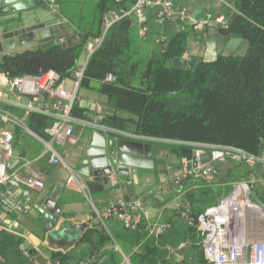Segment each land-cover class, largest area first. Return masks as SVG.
<instances>
[{
	"label": "crops",
	"instance_id": "obj_1",
	"mask_svg": "<svg viewBox=\"0 0 264 264\" xmlns=\"http://www.w3.org/2000/svg\"><path fill=\"white\" fill-rule=\"evenodd\" d=\"M56 1L55 8L59 11L54 10L52 14L44 13V6L48 5L47 3L36 4L30 11L49 15L48 20L61 18L72 26L67 34L81 33L84 39L83 31L88 30L90 24L96 21L94 16L98 14L96 8L101 0H77L79 6L92 7L89 17L85 18L87 19L85 23L80 24L74 21L75 15L72 12L62 10L60 1ZM172 2L179 9L185 10L184 19L175 14L165 22H160L159 15L164 9L162 6H151L146 10L144 23L140 26L135 22L136 34L148 47L156 43L161 44L162 39L166 40L176 32L187 31L189 36L186 53L199 57L202 61L214 60L219 55L246 53L248 45L244 39L239 43L229 42L232 37L239 36L225 35L212 30L214 27L218 30L226 29L223 24L203 25L198 28L195 26V21L206 17L212 19L222 17L229 23L233 13L237 12L233 0H172ZM70 4L76 6V3ZM141 28H144L143 36L139 33ZM38 46L39 43L13 50L0 49V60L5 54ZM86 56L87 53L79 65L86 60ZM10 78L13 77L0 71V129L7 130L2 122L5 124L11 122L2 117L4 112H14L24 119L25 124L21 126L14 123L15 129L10 130L14 135V154L12 157L4 155L3 158L7 160L10 169L21 167L25 160H32L27 173L43 175L45 187L32 190L33 208L28 214H8L0 208V224L6 226L5 230L0 231V252L3 256L0 264H59V260L53 258L54 254L58 253L65 257L66 264L110 262V264H208L204 250L205 212L222 203L226 196L221 195V191L233 185L235 188L241 186L239 198L251 199L255 204V207L246 213L243 223L238 224V235L244 240L263 238L264 208L252 199L251 191H256L264 201V167L258 176L257 165L251 166L245 161H217L211 158L205 163L200 162L198 167L213 168L212 177L196 176L194 183L190 182L189 186L184 184L179 190L182 178L185 176L190 180L192 177L190 171L193 169L186 170L189 164L188 149L196 148L195 143L198 142L149 137L135 132L132 127L114 128L106 125L103 119L106 112H110L109 96L100 90L102 83L98 80L92 81L99 82L100 86H93L91 81L90 84H82L77 88L76 107L72 112L73 134L77 142L52 144L66 165L63 162L51 164L50 151L47 152V145L51 139L45 128L44 134L33 130L29 126L28 117L31 112L41 113L50 118L51 123L59 117L57 104H61L62 99L47 95L22 96L11 88L8 82ZM59 83L66 90L74 91L77 81L72 75L60 80ZM31 100L34 110L27 108ZM120 116L128 114L120 112ZM94 127L125 132L152 144L153 168H137V178L133 174H115L120 181L122 180V187L121 185L113 187L109 183L104 186L98 184L91 189L86 185L82 187L77 181H71L70 172L77 171L74 166L87 142L84 136L95 129ZM196 149L197 154L198 152L201 154L206 152L208 147L202 145ZM229 161L234 165L229 163L227 171H223L224 177L216 176L222 164ZM224 178L226 181L223 183ZM130 180L132 183L129 184ZM60 185L63 186L57 203L61 204L62 211L59 221L53 224L38 208ZM121 196L140 202L137 215L140 226L136 229L127 228L121 219L114 216L105 221L99 219L97 210L114 204ZM159 221L168 222L170 227L156 236L151 234L147 227L150 223ZM64 223H67L66 235H60L58 230ZM24 248L29 251V256L24 253ZM106 251L111 253V257L105 254ZM102 252L104 254L100 257ZM37 255H42L44 260H34Z\"/></svg>",
	"mask_w": 264,
	"mask_h": 264
},
{
	"label": "trees",
	"instance_id": "obj_2",
	"mask_svg": "<svg viewBox=\"0 0 264 264\" xmlns=\"http://www.w3.org/2000/svg\"><path fill=\"white\" fill-rule=\"evenodd\" d=\"M233 2L237 16L229 21L228 30L247 42L246 53L219 55L201 61L195 70L171 64L187 51V31L148 47L135 32L134 17L115 22L90 56L80 83H102L100 90L109 96L110 109L104 123L132 127L149 137L235 146L258 155L264 137V0ZM119 6L115 0H101L96 21L83 31L84 39L77 45L59 43L5 54L0 71L16 77L52 70L60 80L71 77L87 53L88 40L102 33L105 14ZM109 74L115 79L106 80ZM28 119L40 134L50 123V118L37 112ZM53 258L66 264L61 253Z\"/></svg>",
	"mask_w": 264,
	"mask_h": 264
},
{
	"label": "built area",
	"instance_id": "obj_3",
	"mask_svg": "<svg viewBox=\"0 0 264 264\" xmlns=\"http://www.w3.org/2000/svg\"><path fill=\"white\" fill-rule=\"evenodd\" d=\"M36 1H41L51 6L57 5L56 0ZM115 1L120 6L117 9H111L105 14L102 33L88 40L86 60L74 72V77L77 81L74 91L66 90L59 83V75L52 70L41 74L16 76L8 80L11 88L17 90L22 96L47 95L51 98L62 99L61 104H57L60 111L59 117L45 127V132L51 139V142L47 145V152L50 151L49 161L51 164L63 162L66 165L58 152L52 147V144H75L77 142V138L73 134L74 124L72 119V111L77 98V88L84 77L90 56L102 45L109 28L124 17H134L135 22L141 26L146 18V10L151 6H162L164 9L163 13L159 15L160 22H165L167 18L175 14H179L183 19L186 16L185 10L175 6L172 0ZM219 24H223L228 30L229 23L222 17L216 19L206 17L195 21L196 28L203 25L215 26ZM139 33L143 36L144 28H141ZM164 41L162 39L160 43L163 44ZM107 79L113 80V76L109 74ZM27 108L28 110L35 109L33 100L28 103ZM2 117L17 125L23 126L25 124L24 119L14 112H4ZM13 139L14 135L10 130L0 129V208L8 214H28L33 208L31 192L32 190L44 188L45 179L41 174L30 175L27 173L32 165V160H25L21 167L10 169L7 160L3 156H13ZM207 146L211 150L213 160L245 161L251 166H256L259 162L264 163V156L254 155L235 146L213 144H207ZM213 171V168L205 166L193 169L190 174L195 177L211 178ZM69 179L77 181L82 187L86 185L83 176L75 170H71ZM121 181L115 174L109 175V183L113 187L123 184ZM128 182L130 184L132 180ZM128 182H125V184ZM240 189L241 186L236 187L222 203L207 209L205 212L204 250L208 264H264V233L261 240H244L237 233L238 224L240 222L243 223L246 213L255 207L251 199L243 200L239 198L237 193ZM139 208V201L121 196L114 204H110L102 210H97V213L101 221L114 216L121 219L127 228L136 229L140 226V221L137 218ZM169 227L170 224L168 222L159 221L150 223L147 229L151 234L158 236ZM5 229L6 226L0 224V231ZM23 251L29 256L28 250L24 248ZM2 259L3 256L0 252V261Z\"/></svg>",
	"mask_w": 264,
	"mask_h": 264
},
{
	"label": "water",
	"instance_id": "obj_4",
	"mask_svg": "<svg viewBox=\"0 0 264 264\" xmlns=\"http://www.w3.org/2000/svg\"><path fill=\"white\" fill-rule=\"evenodd\" d=\"M36 4L42 5L43 2L35 0H0V49L13 50L19 47H26L32 44L39 43L42 48H47L55 44L61 43L63 47H72L83 40V34L71 33L67 34L72 29V26L64 22L61 18L48 20L49 15L30 11ZM237 16V12L233 13L232 19ZM214 32H220L229 35L227 29L213 28ZM65 35V36H62ZM243 40L241 37H232L229 42L239 43ZM232 55V54H230ZM229 56V55H226ZM201 58L190 56L185 53L181 57H175L171 60V64L175 68L195 70L201 62ZM93 86H100L97 81H92ZM3 126L7 130H14L15 124L9 122ZM89 133H86L84 138L87 142L80 152V157L77 160L74 168L80 172L88 188H94L96 185H108L109 175L133 174L137 178V168H153V146L150 143H145L139 138L125 132L112 130L110 128L94 127ZM197 147L207 146L205 143H195ZM260 149L258 155L264 156V137L260 139ZM196 147V148H197ZM208 147V146H207ZM188 149L187 155L189 164L186 170H192L199 166V163H205L211 160V150L204 153L197 154V149ZM185 154V153H184ZM234 165L232 161L222 164L216 176L225 175L227 166ZM264 163L257 164V175L263 170ZM223 168H226L224 170ZM195 176L192 175L190 180L183 177L179 190L183 185L189 186V183H194ZM226 178L223 179V183ZM60 185L56 191L45 199L43 204L39 206V210L45 215L48 221L56 224L59 221L60 213L62 211L61 204H58L61 193ZM252 199L262 208H264V201L258 196L257 192L251 191ZM66 225L61 224L60 235H66ZM104 252L101 253L102 257ZM105 254L111 257V253L106 251ZM44 260L42 255H37L34 260ZM109 259V258H108ZM109 260H106L108 262ZM111 263V262H110ZM108 263V264H110Z\"/></svg>",
	"mask_w": 264,
	"mask_h": 264
},
{
	"label": "rangeland",
	"instance_id": "obj_5",
	"mask_svg": "<svg viewBox=\"0 0 264 264\" xmlns=\"http://www.w3.org/2000/svg\"><path fill=\"white\" fill-rule=\"evenodd\" d=\"M60 3L62 4L61 5V9L63 10H68L70 12H72L75 16L73 17L74 21H76L77 24H80V23H85V21L87 19V17H89V13L90 11L92 10V7L90 6H79L77 3L78 1L77 0H59ZM87 3H89V1H86ZM70 3H76V6H70L71 4ZM68 4H69V7H68ZM45 10H44V13H48V14H52L54 13V10H57L59 11V9L55 8V6H50L49 4L48 5H45L44 6ZM51 8V10H50ZM80 19V20H79ZM235 190V185H233V187H227V189H223L221 191V195L223 196H229L233 191Z\"/></svg>",
	"mask_w": 264,
	"mask_h": 264
},
{
	"label": "bare ground",
	"instance_id": "obj_6",
	"mask_svg": "<svg viewBox=\"0 0 264 264\" xmlns=\"http://www.w3.org/2000/svg\"><path fill=\"white\" fill-rule=\"evenodd\" d=\"M240 194V191H238L237 195Z\"/></svg>",
	"mask_w": 264,
	"mask_h": 264
}]
</instances>
